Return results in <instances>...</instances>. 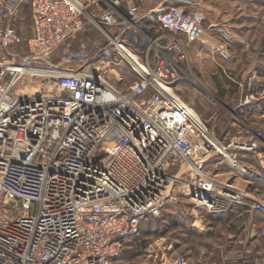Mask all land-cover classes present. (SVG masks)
<instances>
[{
    "label": "built area",
    "instance_id": "1",
    "mask_svg": "<svg viewBox=\"0 0 264 264\" xmlns=\"http://www.w3.org/2000/svg\"><path fill=\"white\" fill-rule=\"evenodd\" d=\"M102 1L106 8L91 20L103 30L120 20L136 28L147 18L133 0ZM30 8L29 54L0 61V264H113L123 235H137L145 218L162 217L184 198L206 216L240 206L264 216V202L219 182L208 168L218 156L238 166L240 156L263 153L264 131L248 129L221 146L176 94L188 66L179 38H157L140 65L127 60L138 78L123 90L90 66L50 63L85 29L80 0H30ZM205 20L201 12L175 6L159 16L163 32L201 46L209 44ZM20 42L16 29L0 28V49ZM25 78L43 80L42 95L30 96ZM253 232L213 264H264V252L248 249L256 236L264 240V226ZM172 247L156 240L147 264H168L160 251ZM172 264L188 260L179 256Z\"/></svg>",
    "mask_w": 264,
    "mask_h": 264
},
{
    "label": "rangeland",
    "instance_id": "2",
    "mask_svg": "<svg viewBox=\"0 0 264 264\" xmlns=\"http://www.w3.org/2000/svg\"><path fill=\"white\" fill-rule=\"evenodd\" d=\"M80 1L87 8L85 29L53 55L52 65L69 69L90 66L106 80L120 82V88L125 90L138 76L134 66L122 57L119 45L133 53L137 49L135 53L142 57L141 52L157 38L177 37L186 47L188 66L176 94L202 118L221 146L228 147L243 138L248 129L264 131V0H133L136 8V2L140 4V14L154 11L147 22L130 28L120 20L118 26L104 30L91 17L97 18L106 8L105 2L100 0L97 5L92 3L94 0ZM174 6L203 13L208 45H190L183 35H171L160 29L159 16ZM94 10L96 16L91 14ZM120 11L127 15V6ZM8 26L16 29L21 42L10 49H0L1 62L9 55L29 54L28 40L33 34L30 0H0V28ZM126 28L130 31L122 36ZM195 45L198 47L191 49ZM225 45L228 58L221 54ZM23 85L37 97L46 86L41 79L29 78H25ZM229 154L235 155L233 150ZM243 156L239 157L238 166L233 160L216 158L222 162L218 167L221 183L234 180L235 175L244 176ZM250 164L257 175L253 179L255 184L249 185L248 190L264 202V169L257 159ZM249 178L247 181L252 180L250 175ZM245 181L237 180L241 188L249 184ZM255 214L258 213L240 206L224 216H206L184 198L178 205L167 207L162 217L145 218L137 235H123V252L113 264H147L149 246L160 239H166L173 246L169 252L160 251V257L166 255L169 259L168 264L179 256L186 257L188 264H213L220 257L216 254L221 252L218 247L223 241L232 233L243 238L248 231L244 227L255 221ZM205 252L214 253L213 257L204 256Z\"/></svg>",
    "mask_w": 264,
    "mask_h": 264
},
{
    "label": "crops",
    "instance_id": "3",
    "mask_svg": "<svg viewBox=\"0 0 264 264\" xmlns=\"http://www.w3.org/2000/svg\"><path fill=\"white\" fill-rule=\"evenodd\" d=\"M136 6L138 7V9H141L140 7V4L138 2H136ZM154 11H149L147 12V18L144 19L142 22L139 23V25H142L144 23L147 22V19L150 17L151 13H153ZM93 16H96L97 12L96 10H94L92 13H91ZM128 31H130L128 28H126L125 30L122 31V36L127 33ZM198 46H192L191 49H195L197 48ZM126 48V47H124ZM133 48V47H132ZM127 49V48H126ZM129 50V49H128ZM147 49H145L143 52H141V56H139L138 54H136L135 52L137 51V49H134V53L138 56H136L133 52L132 54L134 56H136L138 58V61L139 59L141 61H144L145 60V52H146ZM131 51V50H130ZM155 57H156V54H152V60H155ZM140 63V61H139ZM242 161H243V164L245 165V169H246V173L244 174V176L241 175V177H239L240 175H235L234 177V180L232 179H228L226 182H222L223 184H229V185H232L237 191H240L244 194L247 195L248 198L252 199V200H259V197L250 189L248 190L249 188V185H254L255 181H253V179L256 177L257 173L254 171V167L253 165H251L250 163L252 162L253 159H257L260 164H261V167L264 169V153H259V154H255V155H245L242 157ZM221 161H217V159H213L211 160L208 168L211 170L212 174L214 175V177L221 182V178H220V175L221 173L218 172V167L219 165H221ZM251 173V174H250ZM249 175L251 176L252 180L250 181H247L249 180ZM244 177V178H243ZM245 179L246 183H249L247 184V186L244 188V187H240L239 186V182H237V180L239 179ZM223 181V180H222ZM255 221L254 220H251L250 222H248L249 224L246 226L247 227H244V231L245 229L248 230L247 232H251L254 234V230L255 231H258L259 228L263 227L264 226V216L261 215V214H255V217H254ZM246 232V231H245ZM246 232V234H247ZM241 234L239 236L235 235V234H230L229 237L227 238V240L218 247V249H221V252L220 253H217L216 256H225L227 253H230V252H227V251H230L231 249H236L237 248V242H236V239L237 238H242L240 237ZM243 236H244V233H243ZM248 249L252 252H264V240L258 236L255 237V239H252L249 243H248ZM208 253V252H207ZM213 254L214 253H208L209 256L213 257Z\"/></svg>",
    "mask_w": 264,
    "mask_h": 264
},
{
    "label": "bare ground",
    "instance_id": "4",
    "mask_svg": "<svg viewBox=\"0 0 264 264\" xmlns=\"http://www.w3.org/2000/svg\"><path fill=\"white\" fill-rule=\"evenodd\" d=\"M106 35H108L105 31H103ZM121 55L128 60L129 62H131L134 66H137V64L140 65L138 58L136 56H134L132 54V51L126 49V48H119ZM30 96H33L34 94H31V92L29 93ZM233 166V164H232Z\"/></svg>",
    "mask_w": 264,
    "mask_h": 264
}]
</instances>
